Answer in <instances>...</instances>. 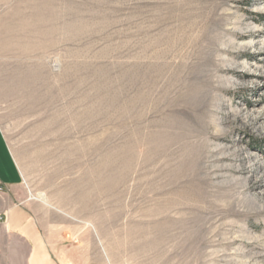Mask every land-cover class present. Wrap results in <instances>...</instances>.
I'll list each match as a JSON object with an SVG mask.
<instances>
[{
  "label": "rangeland",
  "instance_id": "374dc122",
  "mask_svg": "<svg viewBox=\"0 0 264 264\" xmlns=\"http://www.w3.org/2000/svg\"><path fill=\"white\" fill-rule=\"evenodd\" d=\"M0 129L54 250L264 264V0H0Z\"/></svg>",
  "mask_w": 264,
  "mask_h": 264
},
{
  "label": "crops",
  "instance_id": "0c3cea01",
  "mask_svg": "<svg viewBox=\"0 0 264 264\" xmlns=\"http://www.w3.org/2000/svg\"><path fill=\"white\" fill-rule=\"evenodd\" d=\"M22 176L0 129V264H102L54 250L24 203Z\"/></svg>",
  "mask_w": 264,
  "mask_h": 264
}]
</instances>
